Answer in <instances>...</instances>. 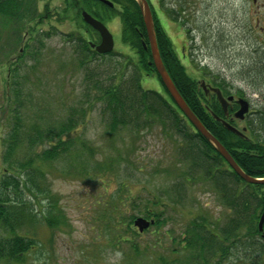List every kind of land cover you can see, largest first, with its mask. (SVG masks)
<instances>
[{"label":"trees","instance_id":"16d2710c","mask_svg":"<svg viewBox=\"0 0 264 264\" xmlns=\"http://www.w3.org/2000/svg\"><path fill=\"white\" fill-rule=\"evenodd\" d=\"M109 1L113 6L102 0H64L69 8H87L101 21L118 18L122 28L121 41L132 50L137 61L134 62L130 55H121L122 60L116 62L118 68L107 79L102 78L107 72L100 73L86 67L90 57L114 56L116 53L98 55L89 43L90 40L96 42L98 35L82 20L90 37L86 39L80 32L69 34L68 37L76 44L78 53L84 56L80 65H77L86 69L82 96L77 104L63 107L61 114L64 118L54 120L47 116L46 108L38 104L35 97L31 99L32 91L25 89L24 81L31 74L37 81L41 79L36 71L43 63L45 39L51 37L41 27L52 15L47 8L40 9L39 0H0V68L6 67L5 74H0V85L4 86V99L8 103L6 108L12 107L7 121L0 116V264L25 262V255L38 247L30 230L24 232L29 229L27 223L30 226L33 221L38 223L32 202L38 207L42 205L41 197L49 200L48 209L39 212L49 229L66 224L57 197L53 196L48 186L49 172L103 180L102 177L110 170L106 165L112 163L115 168L119 162L115 160L110 163L112 159L97 161L92 163L95 172L88 171L85 158L92 160L97 149L89 145L79 131L90 107L97 103L103 106L104 113L109 116L107 134L111 138L122 130L137 134L155 125L179 136L180 139L176 138V141L185 145L182 153L184 162L189 163V170L182 178L191 177L194 180L199 173L220 194L224 206L231 211L221 225L211 222L206 216L193 218L187 222L180 236L171 237L172 247L165 253L161 240L141 247L129 238H123V235H139L133 228L136 212L148 219L154 218L156 227L165 226L168 220L163 198L167 195L150 199L153 206L159 208L153 211L148 204L140 208L131 197L130 190L121 188L122 191L119 189L111 198L112 211L108 213L109 209H105L104 212V215L110 214L108 220L111 224L108 226L113 228L118 245L128 242L133 250L132 258H144L146 264H223L234 250L243 253L239 252L240 249L246 251L244 259L251 264H264V238L259 231L264 210V184L244 181L174 102L155 65L151 64L152 54L139 3L136 0ZM150 6L162 61L180 94L209 132L226 147L240 168L249 176L263 178L264 110L258 112L257 119H248L251 137L237 135L215 119L212 114L228 120L216 96H206L197 81L188 74L151 2ZM160 8L163 13H172V19L177 20V11L165 8L162 2ZM5 31L8 39L3 36ZM25 60L33 61V64L28 66L27 74H22ZM131 65L132 71L129 69ZM144 75L156 79L162 91L144 89ZM220 81L215 86L224 94H231L233 91L229 84L221 78ZM25 91L29 93L25 95ZM236 93L243 95V90H237ZM237 108V104L232 105L229 112ZM1 111L3 109L0 106ZM29 112L36 113L37 119L29 118ZM230 123L234 124L233 121ZM255 127L258 128L257 133ZM75 161L79 163L70 164ZM63 164L65 167L59 169L58 165ZM75 165H79L76 171ZM174 188L177 196L170 193V207L174 209L180 204L186 206L188 197L184 182L177 183ZM127 215L128 218H125Z\"/></svg>","mask_w":264,"mask_h":264},{"label":"rangeland","instance_id":"374dc122","mask_svg":"<svg viewBox=\"0 0 264 264\" xmlns=\"http://www.w3.org/2000/svg\"><path fill=\"white\" fill-rule=\"evenodd\" d=\"M150 2L173 41L188 74L197 81L198 86L201 83L205 86L215 85L221 82V78L229 84L235 95H239L237 90H243L241 97L250 101L254 111L248 119H257L258 112L264 110V0ZM161 2L165 8L177 11V20L172 19V13L162 12ZM39 7L41 10L47 8L52 15L41 27L44 32H49L51 37L45 39L43 63L36 71L41 79L38 82L34 76L31 77L32 74L29 77L27 75L24 79L25 89L32 91L31 99L35 97L36 102L46 108L47 116L58 120L64 118L61 114L63 107L77 104L82 96L86 69L77 65H80L84 56L78 53L76 44L68 37L69 34L77 32L82 33L86 39L90 37L81 19V13L88 10L81 6L71 9L64 0H39ZM105 23L113 34L116 55L90 57L86 67L100 73L107 72L106 76H102L107 79L108 75L118 68L116 62L122 60L121 55L132 56L134 62L137 60L132 50L121 41L119 19ZM3 36L8 39L6 31ZM30 64H33V61L25 60L22 74L28 73ZM5 69L4 66L3 69L0 68V74H5ZM129 69L132 71V65ZM142 86L144 89L162 91L156 79L147 78L145 75L142 78ZM4 92V86L0 85V106L3 109L0 116L7 121L12 107L6 108L8 103L4 99ZM28 93L25 91V95ZM90 108L79 131L88 144L97 149L92 160L85 158L88 171L95 172L92 163L97 161L106 162L112 159L110 163L115 160L119 162L115 168L112 163L106 165L110 170L102 177L103 180L85 178L84 175L68 176L57 171L49 172V189L53 196L57 197L67 225L63 223L59 227L49 229L40 214L42 209H48L49 200L47 197H41L42 205L38 207L32 202L39 224L33 221L31 227L27 223L29 229H26V225L24 232L30 230L38 247L25 255V262L15 264H146L144 258H132L133 250L128 242L118 245L113 228L108 226L111 224L108 214L112 211L111 198L121 188L130 190L131 197L140 208L148 204L153 211L159 208L154 207L150 199L157 195H167L163 198L166 201L168 220L165 226H152L139 233L133 225L139 235H123V238H129L132 243L136 242L141 247L161 240L166 253L172 247L171 237L180 236L187 222L198 216H206L211 222H218L219 225L225 223V218L230 216L231 211L224 206L220 194L212 185L199 176V173L194 180L191 177L182 178L189 170V163L184 162L182 149L185 145L176 141V138L180 139L179 136L155 125L137 134L122 130L116 137L111 138L107 134L109 116L104 113L103 106L97 103ZM28 117L36 120L38 115L29 112ZM248 119L236 120L235 126L239 130L247 128L244 133L251 137ZM255 129L257 133L258 128ZM1 162L0 157V169ZM58 166L62 169L65 164ZM78 166H74L75 171ZM179 182H184L188 202L186 206L180 204L173 209L168 197L170 193L177 196L174 186ZM107 204L109 206L106 208ZM105 209H109L106 215ZM135 214L141 216L138 212ZM125 218H128V215ZM241 251L243 253L234 250L223 264H251L249 260L244 259L246 251L240 249L239 252Z\"/></svg>","mask_w":264,"mask_h":264},{"label":"water","instance_id":"95a60500","mask_svg":"<svg viewBox=\"0 0 264 264\" xmlns=\"http://www.w3.org/2000/svg\"><path fill=\"white\" fill-rule=\"evenodd\" d=\"M139 6L141 8L144 23L147 30L149 46L152 54V61L162 79L163 84L169 91L172 99L180 108V110L184 113V115L188 118V120L192 123V125L198 130L199 133L203 135L221 154V156L228 162L230 167L246 182L251 184H264V179H258L246 174L240 166L236 163V161L231 156L230 152L226 149V147L215 137L209 130L203 125V123L199 120V118L193 113L190 109L187 102L184 100L176 85L174 84L172 78L167 72L165 65L162 61L157 38L155 34V27L153 22V15L149 5L148 0H137ZM105 3L110 5L111 2L108 0H104ZM84 21L92 26L95 30H97L101 36V42L99 45L95 46L92 44V47L96 48V51L99 54H106L114 49V38L110 33L108 28L100 21L93 18L89 13L83 12ZM220 101L224 111L227 113L229 101L233 100V97L225 98L219 89H213ZM240 109L235 113V117L238 119H244L245 115L249 112L250 104L247 100L240 99L239 101ZM216 119L220 120L224 126L229 130L234 132L237 135L244 136L243 132L231 125L229 122L220 119L217 116H214ZM151 224H154V220H147L144 217H138L134 221V225L138 227L140 232L148 229ZM259 231L262 233V237L264 238V210L262 212L260 221H259Z\"/></svg>","mask_w":264,"mask_h":264},{"label":"flooded vegetation","instance_id":"af4514ba","mask_svg":"<svg viewBox=\"0 0 264 264\" xmlns=\"http://www.w3.org/2000/svg\"><path fill=\"white\" fill-rule=\"evenodd\" d=\"M207 85V84H206ZM200 86L203 88V84L201 83L200 84ZM215 88L216 86H214V85H212V84H208L207 85V89L205 90L204 89V91L206 92V96H208V97H212L213 96V94H215L214 92H213V90H212V88ZM239 98V96L238 95H235L234 94V100L230 103V108L232 109V105H236L237 104V106H238V109H239V104H238V102H237V99ZM238 109H236V110H238ZM254 111H252V109H251V107H250V112L246 115V118L244 119V120H242V121H247V119L250 117V115H251V113H253ZM234 113H235V111L234 112H232V113H230L229 112V114L227 115V117H228V119L230 120V121H235L236 120V118L234 117ZM246 131L248 130L247 128H244Z\"/></svg>","mask_w":264,"mask_h":264}]
</instances>
